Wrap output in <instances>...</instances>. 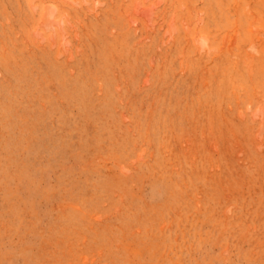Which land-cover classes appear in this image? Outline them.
Wrapping results in <instances>:
<instances>
[{
  "label": "rangeland",
  "instance_id": "374dc122",
  "mask_svg": "<svg viewBox=\"0 0 264 264\" xmlns=\"http://www.w3.org/2000/svg\"><path fill=\"white\" fill-rule=\"evenodd\" d=\"M0 264H264V0H0Z\"/></svg>",
  "mask_w": 264,
  "mask_h": 264
}]
</instances>
